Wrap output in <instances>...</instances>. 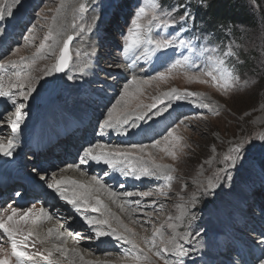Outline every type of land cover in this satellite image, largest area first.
I'll use <instances>...</instances> for the list:
<instances>
[{
	"label": "rangeland",
	"instance_id": "rangeland-1",
	"mask_svg": "<svg viewBox=\"0 0 264 264\" xmlns=\"http://www.w3.org/2000/svg\"><path fill=\"white\" fill-rule=\"evenodd\" d=\"M10 2L11 0H0V3L5 5V12ZM61 2L62 0H20L13 14L0 22V63H6L9 60L19 61L21 57L31 59L47 33V27L41 26L46 23L41 17L47 16L49 18L47 23H51V17L55 15V9ZM63 2L66 5L64 38L67 35L73 36L70 44V60L63 72L57 74L53 71L47 76L44 75V70L55 64L59 48L55 53L45 51L41 54L44 58L36 60L30 70L34 78L35 90L27 101L17 96V102L25 104L22 110L24 118L20 123L18 133H27L20 130V127L25 128L31 118L36 117L34 121H38L40 125L45 120H41L42 116L51 109L55 115L57 113L55 110H59V114L64 113L63 115L66 116H82L85 112L87 118L92 117V122L90 127L84 131L85 134L80 133L78 137L81 135L83 141L91 138L98 139L99 127L106 118L108 109L120 98L124 85L132 77L147 79L157 72L165 71L170 63L176 59H182L183 56H189L193 62L189 70L190 74L208 70L209 56L224 59L225 67L232 69L240 77V85L243 87L238 85L235 90L225 94L214 87L208 77H200L209 80L208 83L190 82L185 77L184 69L176 70L166 82H153L150 86H143L142 93L132 101V105L134 106L137 102L145 105L151 104L154 102L153 97H160L164 102L157 104L156 108L151 111L142 109L141 111L146 113V120H135L134 123L130 121L119 128L126 130L132 126L129 133L133 136L138 127L154 126L157 129L154 130L153 137H148L142 142L121 143L115 140V142L103 143L95 141L92 145L106 144L129 149L134 159L144 156L147 160V154H151L156 162L170 165L175 169L172 172L174 179L170 187H164L165 182L162 178L142 177L135 180L134 176H129L133 177L129 184L134 185L132 190L124 191V193L151 191L154 194L148 197L138 195L130 197L129 202L133 207L127 205L124 208L127 212L136 209L131 216L121 210L115 213L110 212L112 215L109 216V221L112 227H118L117 220L113 218L118 217L123 225L132 230L135 234L133 238L145 251H148V245H145L141 238L151 237L154 229L161 226L165 234L170 235L167 224L174 222L178 224L176 231L187 236L186 241H178L188 250L182 264H260V261L264 260V140L260 139V136L264 134V0H158L164 10L175 8L173 16L177 20L173 28L160 30V37L172 38L179 32V39L191 40L195 48L190 53L185 48L176 46L157 53L151 58L140 60H136V56H143L142 50L130 53L128 59L124 58L122 36L127 32L130 20L142 0H63ZM79 3L86 4L88 10L84 13H74L73 8L78 7ZM209 4H212L213 9L217 6L221 9L225 6L224 8L230 11L234 7L239 8L243 12L244 19H247L236 25L228 23L217 26L216 30L219 34L217 38L212 30L204 29L203 25L193 26L192 24L193 8L201 5L207 8ZM183 11L191 13L186 23L179 21V15ZM21 13H23L22 17L18 16L17 19V15ZM93 16L96 17V21L91 30H88L87 25L92 23ZM11 21L13 24L16 23V30V26L12 28L7 26ZM73 23L77 27L73 28ZM80 25L85 26L83 32L80 31ZM181 26H183V31H181ZM32 28H35V38L26 40V37L30 36L29 29ZM201 49L208 51L202 53ZM212 49H216V52ZM229 50L234 53L231 57L225 55ZM129 64L133 66L128 67ZM71 65H74V71L69 73L67 69ZM87 71L91 77L93 76L92 78L87 75ZM11 72V68L0 72V75L5 77V83ZM245 81L248 82L246 85ZM83 83L86 84L82 85ZM83 87H88L90 93L81 92ZM134 87L130 86V91ZM172 88L180 92L190 91L202 94L204 101L213 104L219 114L213 115L206 109L198 107L196 104L198 97L191 98V102L190 100L164 98L163 93ZM0 103L3 105V110L0 108V129L8 136L12 134L8 121L14 119L15 107L7 97H0ZM117 107L119 110L120 106ZM162 109L167 110L156 115L157 111ZM67 112L69 115L65 114ZM77 112L82 114H77ZM176 125H179L177 135L183 137V143L186 146L178 158L173 160L160 151L163 143L157 148H152L151 145L155 140L161 139L169 127ZM49 126L53 127L52 124ZM36 132H38L37 129L33 130L32 134ZM63 134L71 135L67 131ZM21 136L14 138V144L26 142V136ZM66 138L60 139L58 145L46 151L59 152L63 143L66 140L70 141ZM7 141L8 139L5 138L1 142L7 143ZM242 141H244V147L241 158L237 160L234 167L228 169L231 179L226 174L220 173L221 179L217 180L218 170L226 167L223 162L224 155H227L232 147ZM73 144L75 146L77 143ZM81 144H79L80 147ZM48 145H52V142ZM133 145H146L148 147L144 152H148L141 153L132 148ZM13 148V155L16 152L22 154L20 149ZM31 153L26 151L21 158L14 159L16 165H20L17 169L21 168V172L31 176L30 178L36 184L42 185L43 183L48 189L49 183H46V178L39 179L40 173L37 174V172L41 170L40 166L57 172L59 164L54 160L45 165V161L42 160L48 158V154H37L36 163H34L33 160H28ZM71 153L74 154L72 151ZM80 155L81 153L77 151L76 156ZM4 163L0 162V172L5 176L13 174L15 176L17 166L13 167ZM121 167L123 166H118L119 171ZM45 171L44 169L42 172ZM91 174L102 181L105 173L96 175L92 170L90 176ZM65 178L68 177L65 176ZM209 180L213 181L215 187L208 188ZM123 183L126 182L123 181ZM158 188H162L167 195L157 194ZM21 189L22 187L18 185L11 186L9 191L1 188L0 200L4 201L3 205L14 203L13 197L16 192H21ZM193 196L196 199L194 206L190 203ZM137 201L140 202L139 205ZM104 205L108 207L107 204ZM178 205L186 206L189 213V218H185L182 223L174 219L169 220V217L175 218L179 214ZM82 210L85 212L84 209ZM72 213V216L78 218L79 221L78 211L74 210ZM148 213H151V216ZM192 215L195 219H190ZM88 216L97 219L101 218V213L89 210L86 211V217ZM87 230L92 232V236L90 235L92 238L89 235L87 238L91 240L90 243L95 244L94 242L99 240L94 237L95 228L90 229L89 227ZM104 230H108L106 226ZM119 231L123 232V228H119ZM108 239H112L113 242L108 243L110 241ZM98 242H107L110 246L103 247L98 253L86 250L87 253H91L88 254L92 257L89 260L90 264H104L107 260L109 264H131L130 261L122 260L123 253L130 250V245L117 240L112 235ZM75 246L80 247V245ZM56 255L58 253L53 252L52 258H56ZM149 255L151 256V253ZM101 256L102 259H100ZM165 258L172 262L177 260L174 255L167 253L161 258L151 256L153 264H164ZM66 260V257H62L61 263L66 264ZM84 262L82 264H89Z\"/></svg>",
	"mask_w": 264,
	"mask_h": 264
},
{
	"label": "snow or ice",
	"instance_id": "snow-or-ice-1",
	"mask_svg": "<svg viewBox=\"0 0 264 264\" xmlns=\"http://www.w3.org/2000/svg\"><path fill=\"white\" fill-rule=\"evenodd\" d=\"M20 0H11L7 6V11L5 12V5L0 3V22L6 20L13 14L14 8L17 7ZM66 5L61 2V4L55 9V15L51 17V23H47L48 17L42 16L41 18L46 22L42 27H47V33L43 37V41L40 43L36 52L33 53L31 59L26 57H21L19 61L9 60L6 63H0V72H5L8 68L12 69L11 74L8 77L7 83H5L4 75H0V97H7L11 104L15 107L14 119L8 121L11 130L12 137H10L7 143L0 142V154L4 156L12 155V149L14 147V138L19 130L20 123L23 121L25 108L24 103L17 102V96L27 101L29 96L35 90L34 78L31 76L30 70L36 63L38 58H44L41 54L45 51L49 53H55L56 49L59 48V55L53 66L44 70V75H51L53 71L62 72L68 65L70 59L69 56V44L73 40L72 35L66 34V25L64 18V9ZM87 6L84 3H79L78 7L73 8V12L84 13L86 12ZM175 8L169 10H164L162 5L158 0H142V3L135 10L134 16L130 20V26L127 28V32L123 34V51L122 55L125 59L129 58V54L137 50L143 51V56H136V60L142 58H151L157 53H160L169 48H174L176 46L185 48L188 52H193L195 45L191 40L179 39L180 33L177 32L172 38L160 37V30L171 29L177 24L176 18L173 16ZM191 16L188 11H183L179 15V21L187 22V19ZM96 17L93 16L92 23L87 25L88 30H91L93 23H95ZM75 28L77 25L72 24ZM80 31L85 30L84 25H80ZM181 31H183V26H181ZM30 36L26 37L28 39H34L35 28L29 29ZM49 41L51 43H49ZM62 45V46H61ZM18 51V49H17ZM207 49H201V52H207ZM216 52V49H212ZM234 53L229 50L225 55L231 57ZM209 69L201 70L198 73L190 74L189 70L192 67L193 62L189 56H183L182 59H176L173 63H170L165 71L157 72L154 76L148 77L147 79L132 77L124 85L123 90L120 94V98L115 104L108 109L106 118L100 124L101 134H103L104 129H117L123 125L128 124L130 121L143 120L145 119L146 113L141 111L142 109L156 108L157 104H162L164 101L160 97H153V103L145 105L143 103L137 102L132 105V101L137 99L138 94L142 93L143 86L151 85L153 82H166L170 75L180 69H184L185 77L190 82L196 83H208L209 80L201 79L200 77L210 78L211 84L219 90H222L225 94L235 90L237 86L240 85V77L235 74V72L225 67V60L219 58L218 56L208 57ZM129 64L128 67H132ZM83 71V69H81ZM248 82L245 81V85ZM130 86H135L130 91ZM15 90V91H14ZM163 97L166 99L174 100H190L193 97H198L196 101L198 107L206 109L213 115H218L219 111L213 104L205 102L202 98V94L193 93L190 91L180 92L176 88H172L169 91L163 93ZM120 106L119 110L117 106ZM167 109L158 110L156 115H160L162 111ZM202 118V117H201ZM181 123H183L181 121ZM179 125L174 127H169L166 130V134L162 136L161 139L155 140L151 147L157 148L163 143V147H160V151L164 152L166 155L170 156L173 160L178 158V155L183 152L186 145L183 143V137L177 135V128ZM260 139L264 140V134L260 136ZM146 145H133L132 148L137 149L139 152L144 153ZM244 147V141L232 147L227 155H224L223 162L226 167L218 170L216 174V179H221L220 173H224L231 179V174L228 172L229 168L236 165L237 160L241 158V153ZM148 158L145 160L144 156L133 158V153L129 149H121L120 147L110 146L106 144H95L89 145L82 150V154L79 157L80 164H86L90 161L97 163H104L109 168L121 167L122 175L134 176L136 179H141L142 177H157L164 180V187H170L171 182L174 179L172 172L175 171L170 165L163 163H158L152 159L151 154H147ZM69 167H72L70 165ZM64 185H71L72 187H64ZM49 188L55 190L61 200H64L67 204L71 205L76 211L84 209L85 211L100 212L101 218L94 220H86L90 226L95 227V236L100 238L103 236L112 235L115 236L117 240L123 241L125 244L131 246L129 251L123 253L122 260L125 262H131V264H153L151 256L161 258L164 254L174 255L177 260L175 262L164 259V264H182L183 258L188 254V250L180 244L179 240H187L185 234L176 231L178 224L170 222L167 224V228L170 230L171 234L166 235L163 226L157 227L152 232L151 237H142L145 245H148V251L137 243L134 239V233L132 230L123 225L118 217H113L117 220L118 227H112L109 221V216L112 215L104 205L103 201L99 196L94 195V192H99L104 190L108 193L110 197H115L117 194L111 192L106 188L104 184L96 177L92 178L91 184L79 183L75 180H65L56 179L53 177V182L48 184ZM215 187L212 180L208 181V188ZM157 194L167 195L162 188H158ZM154 193L148 192H125L124 196L138 195L141 197L152 196ZM139 205V201L136 202ZM191 205L194 206L196 203L195 196L191 200ZM123 208V205H121ZM163 207V206H161ZM179 214L173 218L169 217V220H175L178 222H183L185 218H189V213L184 205H178ZM103 209V211H102ZM133 209L132 212H135ZM132 212L129 215H132ZM151 216V213H148ZM51 217L43 213V209L34 210L32 208L26 210H19L16 208H11L10 211H5L0 214V232L7 237L8 247L0 245V264H26V262H31V264H40V261H44L45 264H59V261L52 259L53 252H59L62 257H66L67 250L59 244H52L51 249L44 251L37 250L35 252L29 251V241L32 240L31 247H35L36 243H43L49 238L55 237V239L60 240L65 236V233L59 231L58 229H48L46 236L41 238L39 234L34 232L35 226L39 223L50 220ZM190 219H195L192 215ZM104 226L108 230H103ZM119 228H123V232L119 231ZM70 235V233H69ZM35 236V240L32 238ZM155 249V250H154ZM78 255V250H73ZM151 253V256L149 255ZM83 260V257H80ZM90 264V262H89ZM104 264H109L105 261ZM260 264H264V260L260 261Z\"/></svg>",
	"mask_w": 264,
	"mask_h": 264
},
{
	"label": "bare ground",
	"instance_id": "bare-ground-1",
	"mask_svg": "<svg viewBox=\"0 0 264 264\" xmlns=\"http://www.w3.org/2000/svg\"><path fill=\"white\" fill-rule=\"evenodd\" d=\"M22 15H23V13L17 15L16 18L18 19L19 17H22ZM11 23H12V21H11ZM11 23H9L7 25L9 28L16 26V23H14V24L13 23L11 24ZM10 25H12V26H10ZM16 29H17V26H16L15 30ZM0 51H1V49H0ZM73 66L74 65H71V67L69 66L67 69V72H69V73L73 72L74 71ZM72 67H73V69H72ZM87 75L89 77H91V74L88 71H87ZM85 84L86 83H83L82 85H85ZM162 90H163V88H162ZM80 91L90 93V90H88V87H85V88L83 87ZM78 96H80V95H78ZM0 106H2L1 103H0ZM72 110H74V109H72ZM55 111L57 112L56 115L54 114V111L51 109L46 111L47 112V114H45L46 116L43 115L42 119H41L42 121L45 119L44 120L45 123L42 122V123H40V125H38L39 122L34 121L36 119V117H34V118H31V120H29L28 123H26V128L20 127V129H22V131L24 130L27 132V133H25V136H27V140L23 144L22 143L21 144L15 143L14 147L20 148L22 151V154L26 151L31 152L34 149L38 150L39 152H36L35 155L33 153H31L30 158H28V160H33L34 163H36L35 156L38 153H40L41 155L48 154L47 155L48 158H45L42 160V161H45V165H47L46 163L49 164L50 161H52V162L54 160L57 161V163L59 164V171H57V172L55 170L49 171L50 168L46 169V168L40 166L41 170H39L37 172V174L40 173L39 179H42V178L45 179L46 178L45 179V180H47L46 183L53 182V177H55L56 179L75 180L79 183L91 184L92 178L94 176L92 174L91 175L93 177L90 176V173L92 172V170L96 169L93 167L96 164H94V161H90L86 164H80V162L77 163L79 161L78 158L80 156L77 157L76 152L78 151L82 154V150L85 147L92 145V142L101 141L104 143V141H102L101 138H99L98 136H97L98 139H94V138L90 139L89 138L90 140H86V139L84 141L82 140L81 135L85 134L84 131H86V128L90 127V124L92 122V120H91L92 117L90 119L87 118V115L85 114V112L83 114L77 112V114H82V116L69 115L67 112L65 114H68L69 116H66V115H63L64 113L59 114L60 113L59 110H55ZM57 114H59V115H57ZM60 115H62V116H60ZM167 116H165V117H167ZM46 117H48V118H46ZM165 117H164V119H165ZM34 122H38V123L35 125ZM49 122H51L53 127L49 126V125H51V124H49ZM160 122H161V120H160ZM57 126H59V127L56 128ZM81 126H84V128H81ZM35 129H37L38 132H36L35 134H32L33 130H35ZM90 129H92V127ZM99 129L101 130L100 127H99ZM155 129H157V128L154 126L138 127L135 130V134H133V137L136 136L137 134H142V136L139 138V142H142L144 140L146 141V139L148 137H153ZM108 130H114L111 133H120L121 135H124V133H125L127 136H130L129 132L132 130V126H129V128L126 130L104 129V131H108ZM64 131L71 133V135L69 136L67 134H63ZM80 133H81V135H80V137H78V135ZM12 135L13 134L7 136L5 134V132H3L0 129V142L4 141L5 138H6V140L9 139L10 137H12ZM17 136H18V134L15 135V138ZM65 138L70 139V141L66 140L63 143V146H61V149L59 150V152H52V151L49 152V150L46 151L50 147L58 145L60 139H65ZM111 139H114V137L111 136ZM112 141L115 142V140H111L110 142H112ZM51 142H52V145H48ZM73 143H77V144H75V146H74ZM80 143H82L81 147L79 146ZM13 150H14V148H13ZM145 150H147V149L145 148ZM71 151L74 152V154H72ZM147 152L148 151H145L144 153H147ZM22 154L19 152H16V154H14V155L12 154L10 156H4V155L0 154V162L3 161V162H5L4 164H10L13 167L17 166L16 172L20 171L19 174H17L18 173L17 172L15 176H13L14 174L10 175L11 177L5 176V175H3L2 172H0V179H1L0 180V189L4 188V189H7L9 191L11 186L18 185L19 187H22L21 190L24 192L22 194L21 193L16 194L15 198H19V201L16 200L17 202H14L11 204L8 203L6 206L3 205L4 201L0 200V214H3L5 211H10L11 208H16L19 210H26L29 208H32L34 210L43 209V213L46 214L47 216H50L51 219L45 220V221L39 223L37 226H35L34 232L39 234V236L41 238H43L44 236H46L48 229L51 228V229H58L59 231L64 232L65 236L60 240L55 239V237L49 238L48 240H45L43 243H36L35 247H31L32 240H30L28 242L30 245L28 250L32 251V252H35L37 250L44 251L47 249H51L52 244L55 243V244L62 245L64 248L67 247V248H65L66 250L70 249V250H67L66 258L68 261L66 260V264H82L83 261L89 263V260L92 257H91V255H88V254L98 253L103 247H108V245H109L108 243L113 242V240L108 239V240H110L108 243L107 242H98V241H101L103 239L106 240L108 238V236L96 238L95 232H94L93 234H94L95 239H99V240H97V242H94L95 244L90 243L91 240L87 237H88V235L92 236V232L88 231L87 229L89 227H90V229H94L95 227L90 226L88 223H86V220H94V219L92 217H89V216L86 217V211L84 212L81 209L77 213L79 215L78 217H80L79 221H81V222H79L78 218H74V216H72L73 215L72 212L75 209L71 205L67 204L64 200H61V199H59V201H57V198H60V196L55 190H53L52 188H49V187H48V189H45L43 183H42V185L36 184V182L30 178L31 176H29L27 173L21 172V170H20L21 168L17 169L18 167H20V165H16V162L14 161V159L15 158L16 159L21 158ZM50 157H51V159H49ZM60 161L63 164H61ZM89 163H90V165H89ZM95 163H97V162H95ZM40 164H42V162H40ZM99 164L104 169L103 172H105V174L103 175V180L100 182L102 184H104L107 189H109L111 192L116 193L117 195L114 198L110 197L108 195V193L105 192L103 189L100 190L99 192H94V195L99 196V198L103 201V203L108 205L107 208H108L109 212L115 213V212H118L119 210H121V212H123V213H130L129 211L128 212L125 211L124 207L127 205H131V207H133L132 203L129 202V199H131L130 197H132V196L128 197V196L123 195L124 191H128L130 189L132 190V186L134 185L133 183L129 184V182H130L129 176L125 177L123 175L124 181L126 183H120L121 181H119V178L123 177L121 175L122 174L121 172L118 171L117 173L113 174L109 170L106 171L107 165H104V163H98V165ZM70 165H72V167H69ZM44 169L46 171L42 172ZM48 171H49V173H48ZM73 171H75V172L73 173ZM95 171L97 172L98 169H96ZM101 171H102V169H101ZM101 171H100V173H101ZM94 174H96V173H94ZM110 175H112L111 181L107 180L110 177ZM65 176H67L68 178H65ZM98 179L100 180V178H98ZM18 180H21V181H18ZM116 180H117V182H116ZM135 180H137V179H135ZM64 187L70 188L72 186L71 185H64ZM116 190H117V192H116ZM33 198H36V200L32 201ZM39 200H43L44 204H41L40 202H38ZM121 205H123V208L121 207ZM115 208H116V210H115ZM126 208H128V207H126ZM132 214H133V212H132ZM60 215H62L63 218L65 217L64 218L65 220L63 222H59L58 220L54 219L55 217H59ZM86 227H88V228H86ZM69 233H70V235H69ZM65 238H67V240H65ZM32 239L35 240V236ZM115 243H116V241H115ZM0 245L8 247L7 237L4 236V234L2 232H0ZM75 245H80V247L79 246L76 247ZM74 249L78 250V253H79L78 255L76 254V252L73 251ZM86 250L87 251L89 250L91 253H87ZM54 253H58V255H56V258H52V259H55V260L59 261V264H62L61 263V260H62L61 254L59 252H55V251H54ZM79 256L80 257L82 256L83 260H81ZM92 256L95 258V256L93 254H92ZM100 259H102V256ZM26 264H31V262H26ZM40 264H45V262L40 261ZM85 264H87V263H85Z\"/></svg>",
	"mask_w": 264,
	"mask_h": 264
},
{
	"label": "trees",
	"instance_id": "trees-1",
	"mask_svg": "<svg viewBox=\"0 0 264 264\" xmlns=\"http://www.w3.org/2000/svg\"><path fill=\"white\" fill-rule=\"evenodd\" d=\"M224 7L221 9L219 6H217L213 9L212 4H209L207 8H203L202 5L194 7L192 22L193 26L203 25V27H205L204 29L209 31L212 30L215 37L219 38L218 31L216 30L217 26L227 25L228 23L236 25L247 19H244L243 12L239 8L237 9L234 7L232 11H230Z\"/></svg>",
	"mask_w": 264,
	"mask_h": 264
},
{
	"label": "water",
	"instance_id": "water-1",
	"mask_svg": "<svg viewBox=\"0 0 264 264\" xmlns=\"http://www.w3.org/2000/svg\"><path fill=\"white\" fill-rule=\"evenodd\" d=\"M70 44H71V42H70ZM70 44H69V56H71V54H70ZM69 60H70V59H69ZM65 68H66V67H65ZM65 68H64V70H65ZM64 70H63V71H64ZM63 71H62V72H63ZM56 73H57V74H60L61 72H56Z\"/></svg>",
	"mask_w": 264,
	"mask_h": 264
}]
</instances>
